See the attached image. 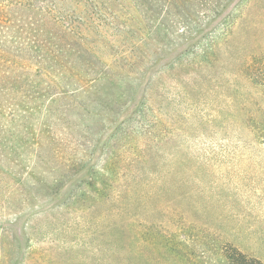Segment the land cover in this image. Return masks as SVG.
Returning a JSON list of instances; mask_svg holds the SVG:
<instances>
[{"label":"rangeland","instance_id":"rangeland-1","mask_svg":"<svg viewBox=\"0 0 264 264\" xmlns=\"http://www.w3.org/2000/svg\"><path fill=\"white\" fill-rule=\"evenodd\" d=\"M246 8L233 35H213L222 49L206 75L176 67L155 78L161 93L151 89L137 113L132 96L138 102L142 88L103 81L80 98H56L53 128L39 125L41 151L16 132L15 146L0 151V264H231L229 247L264 263V146L242 123L264 95L249 92L232 63L237 47H263L264 0ZM164 121L175 127L171 146L139 135L140 125ZM138 139L146 151L134 162Z\"/></svg>","mask_w":264,"mask_h":264},{"label":"trees","instance_id":"trees-1","mask_svg":"<svg viewBox=\"0 0 264 264\" xmlns=\"http://www.w3.org/2000/svg\"><path fill=\"white\" fill-rule=\"evenodd\" d=\"M249 1L0 0V151L15 146L16 132L32 134L31 140L23 136L20 142L41 151L39 125H43L42 129L53 128L54 121L49 118L56 98H80L87 88L103 81L125 86L135 83L143 89L138 102L133 93L135 103L131 106L130 100L120 111L121 128L129 106L133 107L131 114L137 113L151 89L161 93L162 87L154 85L155 78L170 75L176 67L201 68L206 75L222 49L213 35L219 32L221 39L233 35L247 18ZM148 5L153 8L152 21L147 15ZM153 34L168 39L161 44ZM173 34H178V40ZM208 34H212L206 40L208 44L201 47L197 41ZM151 41L155 46L148 52L146 45ZM177 48L175 61L168 55ZM237 48L239 58L232 60L235 74L249 92L264 95V44L259 51L247 54L241 46ZM122 95H118L119 104ZM57 112L65 117V109ZM245 112L242 123L251 134L250 140L264 146V105ZM36 113L39 119L43 116L47 120L35 121ZM162 123L160 129L140 125L139 135L154 132V138L149 139L153 145L171 146L175 127ZM139 141L135 144L134 162L137 158L143 160L146 151L141 147L144 141ZM225 258L231 264H264L234 247L225 251Z\"/></svg>","mask_w":264,"mask_h":264}]
</instances>
